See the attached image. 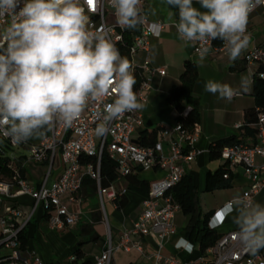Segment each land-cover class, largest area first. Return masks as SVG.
Returning a JSON list of instances; mask_svg holds the SVG:
<instances>
[{
    "label": "built area",
    "instance_id": "2783aa9c",
    "mask_svg": "<svg viewBox=\"0 0 264 264\" xmlns=\"http://www.w3.org/2000/svg\"><path fill=\"white\" fill-rule=\"evenodd\" d=\"M26 0H19L16 12H19ZM84 4L90 17L89 29L95 31L100 28L108 30V36L112 43L119 49H128L130 61L134 67L133 74H139L143 82L137 91L140 102L147 101V93L150 90V82L155 75L165 76V69H154L147 59L143 66L138 67L134 57L141 52H148L150 42L154 38H160L164 26L151 22L145 14L146 0H142V13L146 20L140 26L139 33H133V29L121 27L117 23L115 10L110 6V0H93L92 4ZM255 7L264 6V1L254 2ZM91 8V11L88 9ZM249 14V15H250ZM114 19V24L108 23V18ZM11 17H0V33L6 31L11 23ZM247 34L249 28L247 24ZM4 38L0 46H5ZM183 42V41H182ZM215 40L210 42V52L218 51L228 53L222 41L221 47L216 49ZM184 43V42H183ZM194 48L196 56V47ZM209 52V53H210ZM248 66H264V50L255 48L245 56ZM261 78L264 74H258ZM114 95L105 97L103 103L89 101L81 116L70 126L62 121L54 120L49 127V135L38 144L28 141L15 143L7 133L5 126H0V138L9 142L11 146H23L30 150L29 159L14 158L20 166L14 170L13 177L8 180H0V264H45L37 251L27 249L23 244L22 235L26 227L39 207H43L48 216L51 230L74 228L80 221L82 212L70 213L64 206V199L72 204L79 205V195L83 189L85 179L92 180L97 188L101 205L103 223L107 228V243L102 252L91 263H84L77 256L71 255L67 264H115L117 251L131 252L136 250L146 256L153 264H186L177 258H164L159 251L156 254L145 255L142 240L154 236L159 242L160 250L164 242L176 233L174 216L181 210L171 195L186 176V168L195 161L201 153L196 149L199 139L197 133L186 130L182 123L174 127L161 129L158 140L149 146H143L135 140L136 133L144 128L145 121L142 109L124 113L121 117L112 120L108 125V132L103 137L96 135L95 129L101 122L98 111H102L103 104L111 103ZM192 108L186 107L182 116H187ZM259 144L253 147L240 144L233 147H224L220 158L224 162L223 170L226 171L224 179L230 178V171L236 167H242L244 176L249 182V188L244 193L246 201L253 202L255 196L264 191L263 168L256 165V158H264V113L258 114ZM241 129L242 127H238ZM60 153L63 170L56 181L51 180V167L38 187H33L28 182L21 170L25 171L28 162L36 165L51 164L57 154ZM107 153L109 159L116 165L117 180L108 187H103L101 172L102 159ZM94 158L91 162L85 158ZM13 166L10 165L9 168ZM159 170L164 173L163 178L153 182L148 197L142 205V212L135 222L132 230L125 231L115 240L112 237L111 226L107 215V204H112L117 209L119 201L127 194V188H122L119 181L126 179L137 171ZM19 196H29L34 205L31 213H26L20 207L11 204ZM231 210V203L225 208ZM207 254L212 255L213 262L206 264H264L261 257L246 248L239 239V232L223 236L217 245Z\"/></svg>",
    "mask_w": 264,
    "mask_h": 264
},
{
    "label": "clouds",
    "instance_id": "9594fccd",
    "mask_svg": "<svg viewBox=\"0 0 264 264\" xmlns=\"http://www.w3.org/2000/svg\"><path fill=\"white\" fill-rule=\"evenodd\" d=\"M164 2L178 9L175 27L180 40L185 45L199 43L196 53L201 62L216 39L223 41L233 62L247 49L254 0H198L200 8L193 0ZM141 4L142 0H110L117 23L127 29L146 20ZM18 6L19 0H0V17L12 18L5 32L6 47L0 46V126L6 127L13 142L42 135L54 120L70 126L89 101L103 103L105 97H115L97 113L98 137L108 132L112 120L144 107L134 91L132 62L120 54L108 30L89 29L90 17L81 0H26L16 12ZM241 88L247 90L244 81ZM204 90L229 102L239 93L213 80ZM231 205L240 242L253 252L264 248V205L239 196ZM179 244L192 250L183 237Z\"/></svg>",
    "mask_w": 264,
    "mask_h": 264
},
{
    "label": "crops",
    "instance_id": "0c3cea01",
    "mask_svg": "<svg viewBox=\"0 0 264 264\" xmlns=\"http://www.w3.org/2000/svg\"><path fill=\"white\" fill-rule=\"evenodd\" d=\"M262 1L264 0H254V2ZM193 6L200 8L198 0H193ZM201 10L204 11V9ZM145 14L151 22L162 24L164 30L160 38L151 40L149 51L137 54L134 57V62L138 67H141L149 59L152 68L165 69L166 75H155L150 82L147 101L143 103L144 107L142 108L145 125L143 129L136 133L135 140L140 142L141 138L150 135L155 129L171 128L179 123L178 118L180 114L168 102V94L171 89L181 85L180 78L185 63L191 62L196 64L199 78L194 87L193 99L187 107L196 108L201 117L199 125L190 131L199 135L196 149L201 153L186 168V175L193 179L202 215H211L208 224L209 229L217 231L222 237L230 233L239 232L240 229L233 219L236 213L233 209L226 210L225 208L235 197L239 196L243 198L244 193L249 188V182L244 176L243 168L236 167L230 171L231 187L229 189L209 192L207 190L209 176L222 170L224 166L221 158L215 159L212 157L210 150L212 145L217 141L240 136L242 128L245 125L246 112L255 108L253 82L254 77L259 73L261 65L248 66L245 62V56L255 48L264 50V6H258L249 15L248 28L251 40L247 49L234 62L229 59L228 53L218 51H211L201 62L199 57L194 54L193 45H185L177 34L175 25L179 21L178 9L166 4L164 0H146ZM133 30V33H139L140 26ZM216 41L217 44L214 46L218 49L221 47L222 41L220 39ZM209 80L228 84L235 89H239V93L233 97L231 102L221 99L218 94L214 95L204 90V85ZM242 81L246 83L247 90L241 88ZM238 127L242 128L239 129ZM43 138L42 136H38L27 141L31 144H38ZM243 144L250 147L256 146L259 144V138L258 136L256 138H245ZM256 165L263 168L264 158L257 157ZM50 167L51 180L56 181L63 170L60 153L56 155L51 164L36 165L33 162H28L24 174L31 186L38 187L42 178L49 173ZM163 176L164 173L159 170L137 171V179L141 183L137 189H131V185L127 179L119 181V185L122 188H127L125 196L127 205L120 210L116 209L112 204H107L112 215L122 220L118 228L113 229L111 227L112 237L115 240H117L121 233L133 229L135 222L143 210L142 205L149 195L151 184L163 178ZM262 177L264 178V170L262 171ZM80 194L84 196L83 191ZM81 195H79V205L72 204L68 201V198L64 199V206L70 213L82 212L81 219L74 228L51 230L48 221L44 219V216L47 215L46 210L43 207H39L30 221L31 225L28 228L29 238L33 235L34 237L41 235L39 233L44 235L42 231L43 223L48 226L51 232L62 231V240H67L65 254H67L66 260H68L71 256L70 252L76 246L78 240L74 232L84 221L83 212L91 208L89 199L85 196L81 197ZM253 202L264 205V191L255 196ZM11 204L20 207L26 213H31L34 201L29 196H19ZM95 214H100L102 217L101 210L99 209L86 213L87 217L91 215L92 218ZM107 215L109 218L108 210ZM34 222H36L35 225H33ZM188 222L189 218L181 210L178 211L174 216L176 233L164 242L162 250H160L159 242L154 236L143 239L142 245L145 255H152L161 251L164 258H177L186 264H206L203 263V259H207L208 263L213 262L214 258L212 255L207 254L208 251L203 255L199 244H194L186 238ZM98 225H102L105 231L103 234H100L94 228L96 234L99 236V240L97 243H92L93 246L87 252L83 251L85 254L84 261L88 263L95 260V257L102 252L107 243V228L103 223V218ZM40 237L39 243L36 242L37 248L33 247L32 241H28L26 247L29 250L37 251L45 264H53V260L50 258L46 247L44 246V249L40 247V244L43 245ZM44 237V239L48 237L51 240H56L57 238H55L53 233L44 235ZM181 237L193 246L190 252L186 250L185 246L179 244ZM255 255L261 257V261L264 262V248L256 251ZM115 264H153V261L136 250L128 253L117 251L115 253Z\"/></svg>",
    "mask_w": 264,
    "mask_h": 264
},
{
    "label": "trees",
    "instance_id": "16d2710c",
    "mask_svg": "<svg viewBox=\"0 0 264 264\" xmlns=\"http://www.w3.org/2000/svg\"><path fill=\"white\" fill-rule=\"evenodd\" d=\"M217 40V39H216ZM215 40L214 45L217 44ZM6 47V45H5ZM123 56L130 60L129 50L124 48L121 49ZM259 73L264 74V66L262 65L259 69ZM258 73V74H259ZM254 77L253 82V97L255 100V108L248 110L245 115V125L242 128V134L240 136H234L231 138L223 139L215 142L210 150L213 158H220L221 151L224 147H233L244 143L245 138H256L258 136V129L256 127L258 123V114L264 113V77L261 78L259 75ZM136 78V85L134 91L137 93L139 90L143 78L139 74H134ZM199 72L196 64L187 62L184 65V70L181 75V85L174 87L168 94V102L178 111L180 114L178 122L182 123L184 128L188 131L193 130L199 125L201 117L196 108H192L191 112L187 116H182L186 107L190 104L193 99L194 87L198 81ZM161 129H155L150 135L140 139V144L143 146L153 145L159 138V132ZM49 135V129L46 126L43 129L42 137ZM94 158H85L84 161L91 162ZM12 165V168L9 166ZM20 165L17 162L9 159L0 158V180H8L13 177L14 170H17ZM22 175L25 176L24 171L21 170ZM101 172L103 176V187H108L111 183L117 180L116 165L110 159L107 153L104 154L102 159ZM226 171L223 169L217 173L209 176L207 190L209 192L229 189L231 187V176L228 180L224 179ZM130 183L131 189H137L141 183L137 179V172L126 178ZM83 195L86 198L96 195L97 188L95 183L90 179H85L83 183ZM168 195H171L175 202L181 207L183 214L189 218V222L186 228V238L194 243L199 244L200 251L204 255L209 249L215 247L218 241L222 238V235L218 234L217 231L209 229V221L211 215H202V211L198 204V193L193 183L192 177L186 175L182 182L174 188ZM118 209H123L127 205V199L124 197L119 201ZM44 219L48 221V216L45 215ZM102 217L100 214L93 215L94 226L100 224ZM26 227L23 232L22 239L24 246H27L29 235V226ZM94 226H83L81 235L89 238V243H97L99 236L94 230ZM29 237V236H28ZM85 242H78L76 246L70 252V255H75L79 260H85V254L83 247ZM84 263H88L85 261Z\"/></svg>",
    "mask_w": 264,
    "mask_h": 264
},
{
    "label": "rangeland",
    "instance_id": "374dc122",
    "mask_svg": "<svg viewBox=\"0 0 264 264\" xmlns=\"http://www.w3.org/2000/svg\"><path fill=\"white\" fill-rule=\"evenodd\" d=\"M107 21L109 24H114V19L112 17H109ZM5 32L0 33V42L5 38ZM20 157H24V158L29 159L31 157L30 150H28L27 147H23V146H18V147L11 146L9 144V142L0 138V158H5V159H9V160L13 161L14 158L19 159ZM81 197H84V196L81 195ZM88 199L91 203V208L89 210L87 209V211L85 210V212H83L84 221L82 222L80 227L74 232L76 234V238L78 239L77 243L83 242V241L85 242V245H84L82 250L86 251V252L88 251V249H90L93 246V244L89 243L88 237L82 236L80 233H81L83 226H87V225L94 226L92 216L89 215L87 217L86 213L90 212L91 210H94V209L101 210L100 209L101 205H100L98 193H96V195L90 196ZM107 210L109 213V220H110L111 227L113 229L118 228L120 226L122 220L119 217L112 215V213L110 212V208H108V206H107ZM35 223L36 222H34L33 225H35ZM94 228L100 234H103L105 231L104 227L102 225H95ZM42 231H43L44 235H48V234L53 233L55 238L57 237L56 240L48 239V237H47V239H44L45 237H44V235H42V233H39L41 235H38L37 237H34V235L32 234L33 236H31V238H29L27 236V239L29 241H32L34 248H37L36 242H38L39 236H41L40 241H41V243H43V245L40 244V247H41V249H44V246L46 247L47 251L49 252L50 258L53 260V264H60V263L61 264H67V262H66L67 261L66 260L67 254H65V251L67 249L66 248L67 247V240H65V239L62 240V237H63L62 231L51 232L45 223H43Z\"/></svg>",
    "mask_w": 264,
    "mask_h": 264
},
{
    "label": "snow or ice",
    "instance_id": "6c2138e0",
    "mask_svg": "<svg viewBox=\"0 0 264 264\" xmlns=\"http://www.w3.org/2000/svg\"><path fill=\"white\" fill-rule=\"evenodd\" d=\"M90 2H91V0H90Z\"/></svg>",
    "mask_w": 264,
    "mask_h": 264
}]
</instances>
